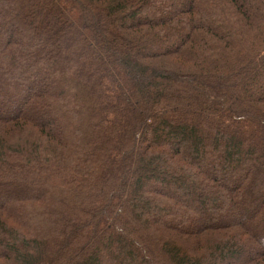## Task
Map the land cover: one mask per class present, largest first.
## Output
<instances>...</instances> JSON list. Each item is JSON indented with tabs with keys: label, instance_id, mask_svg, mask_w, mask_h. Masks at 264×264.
<instances>
[{
	"label": "trees",
	"instance_id": "trees-1",
	"mask_svg": "<svg viewBox=\"0 0 264 264\" xmlns=\"http://www.w3.org/2000/svg\"><path fill=\"white\" fill-rule=\"evenodd\" d=\"M0 264H264V0H0Z\"/></svg>",
	"mask_w": 264,
	"mask_h": 264
}]
</instances>
